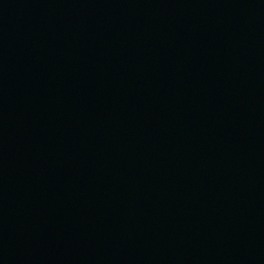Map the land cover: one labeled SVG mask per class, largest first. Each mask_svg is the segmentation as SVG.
<instances>
[{"label":"water","instance_id":"obj_1","mask_svg":"<svg viewBox=\"0 0 264 264\" xmlns=\"http://www.w3.org/2000/svg\"><path fill=\"white\" fill-rule=\"evenodd\" d=\"M0 264H264V0H0Z\"/></svg>","mask_w":264,"mask_h":264}]
</instances>
